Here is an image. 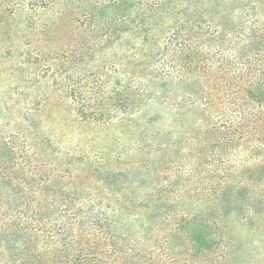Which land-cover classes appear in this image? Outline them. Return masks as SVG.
Segmentation results:
<instances>
[{"label":"trees","instance_id":"16d2710c","mask_svg":"<svg viewBox=\"0 0 264 264\" xmlns=\"http://www.w3.org/2000/svg\"><path fill=\"white\" fill-rule=\"evenodd\" d=\"M203 2L0 0V25L6 12L26 15L32 49L17 69L42 67L82 124L192 113L214 136L195 149L201 163H228L238 147L264 159L263 7ZM60 154L51 141L0 134V264H251L229 226L248 218L233 192L190 214L152 186L114 196L102 163L75 176L74 158Z\"/></svg>","mask_w":264,"mask_h":264},{"label":"rangeland","instance_id":"374dc122","mask_svg":"<svg viewBox=\"0 0 264 264\" xmlns=\"http://www.w3.org/2000/svg\"><path fill=\"white\" fill-rule=\"evenodd\" d=\"M223 2L233 7L257 2L263 7L258 10V16L264 17V0ZM25 23L26 15L21 12H6L0 25V32L10 27L8 32L0 33V134H21L39 143L41 140L53 142V148L61 151L58 161L64 162L72 156L78 164L72 169L75 176L89 175L94 164L102 163L103 171L111 172L108 186L117 197L135 198L145 192L140 186H152L160 199L170 197L175 202L164 204L198 215L209 203L203 198L233 192L238 196L236 210L248 218L243 223L236 221L235 227L229 226L246 245L249 263L264 260L263 158L255 160L248 151L238 147L236 152H224L228 163L211 166L201 163L194 158L195 149L200 142L214 136L209 131L200 132L197 123L201 116L192 113L180 117L161 112L164 118L158 119L155 111L150 110L146 119L133 123L123 121L96 127L82 124L59 86L41 78L42 67L27 65L17 69L15 63L32 49L27 45L30 36L20 33ZM174 93L183 98L185 90L177 87ZM156 120L157 124L151 126ZM225 173L232 177L225 179ZM143 180L145 183L139 184ZM122 182L129 184L122 187ZM197 196L200 201L195 202L193 199ZM178 199L183 201L178 203L175 201ZM122 208L133 210L135 206Z\"/></svg>","mask_w":264,"mask_h":264}]
</instances>
